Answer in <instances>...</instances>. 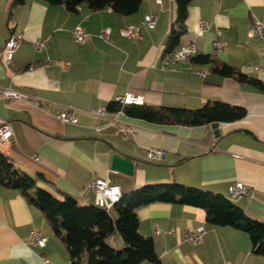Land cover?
<instances>
[{
	"label": "crops",
	"instance_id": "crops-1",
	"mask_svg": "<svg viewBox=\"0 0 264 264\" xmlns=\"http://www.w3.org/2000/svg\"><path fill=\"white\" fill-rule=\"evenodd\" d=\"M147 14L155 17L152 29L143 23ZM174 18V0H143L128 16L85 5L71 12L44 0H26L9 10L8 0H0V88L39 100L37 106L26 99L8 101L0 94V124L8 122L13 131L12 141L0 152L34 177L37 186L81 203L95 201L88 187L93 177L110 179L122 194L145 184L178 182L228 199V187L241 182L251 197L230 200L264 222V91L192 60L209 54L264 84V68H254L264 65V38L248 35L253 19L264 25V0H191L178 47L194 42L196 54L172 70L162 69L160 56ZM202 19L209 27L198 36ZM130 25L140 27L139 38L120 36L119 30ZM76 27L86 34L84 41L71 36ZM105 29L109 33L101 37ZM16 34L22 35V42L6 58L2 48ZM44 39L47 46L37 49L36 43ZM127 92L142 97L145 107L196 109L219 100L245 108L246 114L231 122L187 126L125 113L121 121L133 127L126 135L106 124L110 115H90L91 109H108ZM53 108L72 109L76 123L60 121ZM149 147L163 150V157L148 159ZM115 153L134 163L131 175L111 168ZM137 216L139 232L153 239L158 264H264V255L253 253L247 233L208 224L201 208L157 202L138 208ZM199 226L205 230L199 244L184 239L187 229ZM34 228L45 238L42 247L29 237ZM115 236L114 244L122 247ZM0 264H70L41 210L19 190L1 184Z\"/></svg>",
	"mask_w": 264,
	"mask_h": 264
},
{
	"label": "trees",
	"instance_id": "trees-1",
	"mask_svg": "<svg viewBox=\"0 0 264 264\" xmlns=\"http://www.w3.org/2000/svg\"><path fill=\"white\" fill-rule=\"evenodd\" d=\"M52 5H63L76 12L85 5L97 11L110 8L121 15L136 13L143 0H44ZM26 0H8L9 10L24 4ZM175 18L169 28L164 53H170L179 45L186 30L185 21L191 0H174ZM196 63L209 64L218 75L230 77L240 83L250 84L264 91V84L246 75L236 67L209 54H199L192 59ZM109 110L119 108L111 102ZM126 114L137 115L146 121L160 124L196 126L209 123L231 122L245 116V108L219 100L207 101L196 109L179 107H145L127 105ZM0 184L17 189L30 204L36 206L50 225L55 236L64 244L70 264H158L159 258L151 236L139 232L137 209L152 203H179L201 208L205 221L213 226H230L247 233L252 251L264 255V222L249 217L240 207L221 193L206 191L178 182L145 184L129 193L122 194L113 205V218L109 210L94 203H81L71 196L57 198L36 184V179L15 167L0 152ZM118 236L123 246L112 247L106 239Z\"/></svg>",
	"mask_w": 264,
	"mask_h": 264
},
{
	"label": "built area",
	"instance_id": "built-area-1",
	"mask_svg": "<svg viewBox=\"0 0 264 264\" xmlns=\"http://www.w3.org/2000/svg\"><path fill=\"white\" fill-rule=\"evenodd\" d=\"M12 22L13 19L11 20ZM143 23L149 29L154 28L155 26V17L151 14H147L144 16ZM209 27V22L207 20H200L198 23V30L197 35L201 36ZM109 33V29H105L100 36L106 37ZM141 33V29L139 26L130 25L127 27H123L119 30L120 36L135 40L139 38ZM248 35L250 37H258L264 38V25L258 19H253L248 30ZM71 36L74 40L81 42L84 41L86 38V34L82 32V30L78 27L74 28L71 31ZM22 42V35L16 34L11 35L9 39L5 42L1 53L6 56V58L14 52L18 46ZM36 48L40 49L47 46V40L44 39L41 42L36 43ZM214 47L219 49L221 47V43L216 40L214 42ZM196 54V48L194 42L186 43L170 53H162L160 56L159 66L162 69H174V66L181 62H189L191 58ZM254 68L257 70L263 69L264 65L262 64H255ZM199 75H204L203 72H198ZM0 94L8 100H16V99H26L29 102L34 103L35 105H39V100L26 96L22 93L17 91L11 90L9 88H0ZM115 102L118 103L119 108L113 112H109L106 108H94L89 111L90 115L97 117V118H104L107 115H110L109 118L106 119L107 125H114L121 135H126L133 132V127L126 124L125 122L121 121L120 117L124 116L125 111L124 108L127 105H142L143 99L140 96H135L132 93H125L122 96H118L115 99ZM53 114L57 119L64 123H76V117L74 112L70 108H53ZM97 130L100 127L96 128ZM13 139V131L11 126L8 122H2L0 124V151L4 149V147L9 144ZM164 155L163 150L160 148L149 147L147 149V158L150 160L160 159ZM88 187L94 192L95 194V201L94 204L98 207L104 208L107 211L110 210L115 203H117L121 198V191L118 185L114 184L110 179L107 178H99L93 177L88 182ZM251 191L241 182H234L228 187V197L231 200L238 199V198H245L249 199L251 197ZM173 232V231H171ZM205 230L202 226H199L194 229H187L183 236L184 239L193 243L199 244L202 241L203 235ZM29 237L33 243L42 247L45 244V238L42 236L41 231L38 228H34L30 230ZM225 264H231L229 262Z\"/></svg>",
	"mask_w": 264,
	"mask_h": 264
},
{
	"label": "water",
	"instance_id": "water-1",
	"mask_svg": "<svg viewBox=\"0 0 264 264\" xmlns=\"http://www.w3.org/2000/svg\"><path fill=\"white\" fill-rule=\"evenodd\" d=\"M111 168L115 171L131 175L134 171V163L119 153H115L111 158Z\"/></svg>",
	"mask_w": 264,
	"mask_h": 264
},
{
	"label": "rangeland",
	"instance_id": "rangeland-1",
	"mask_svg": "<svg viewBox=\"0 0 264 264\" xmlns=\"http://www.w3.org/2000/svg\"><path fill=\"white\" fill-rule=\"evenodd\" d=\"M110 215L111 216H115V213H114V210H111L110 212ZM114 236L115 235H111V236H109L107 239H106V241L110 244V245H112V247L114 246V247H117V243L116 244H114V241H113V238H114ZM116 237V236H115ZM119 238V237H118Z\"/></svg>",
	"mask_w": 264,
	"mask_h": 264
}]
</instances>
